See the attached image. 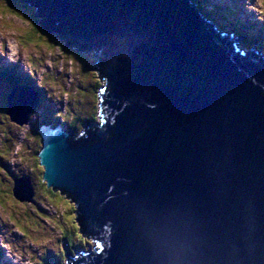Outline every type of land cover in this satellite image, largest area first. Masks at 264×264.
<instances>
[{"label": "water", "instance_id": "1", "mask_svg": "<svg viewBox=\"0 0 264 264\" xmlns=\"http://www.w3.org/2000/svg\"><path fill=\"white\" fill-rule=\"evenodd\" d=\"M26 2L108 79L99 122L40 133L46 186L94 242L64 264H264V59L202 32L186 0ZM21 89L19 124L39 103Z\"/></svg>", "mask_w": 264, "mask_h": 264}, {"label": "rangeland", "instance_id": "2", "mask_svg": "<svg viewBox=\"0 0 264 264\" xmlns=\"http://www.w3.org/2000/svg\"><path fill=\"white\" fill-rule=\"evenodd\" d=\"M202 1V9L207 12H213L212 5L216 7L219 2ZM24 3L27 4L26 0ZM24 3L0 0V70L17 67L25 75L34 74L36 82L44 84L45 105L37 107L30 118H21V124L6 115L7 109L0 110V153H3L0 155V169H3L0 171V264H63L65 234L69 236L72 255H76L75 251L86 252L84 249L92 248L94 242L85 237V243L77 234L80 230L74 202L65 194L46 187L44 168L38 160L42 142L33 129L38 121H43L41 118H53L56 114L54 125L60 123L68 134L73 131L78 134L84 128L80 121L90 119L92 122L98 114L99 88L103 82L94 71L93 57H88L91 70L85 71L78 56L73 54L75 49L65 46L55 33L40 30L36 10ZM215 12L217 19L222 11ZM227 19L239 20L245 26L251 24V30L246 27L242 30L262 37V47L258 50L264 54V3L261 0L235 3L233 14ZM5 86L0 80L1 91ZM30 87L21 91L35 101L36 92L32 91L35 89ZM18 180H24L34 189L33 198L29 199L30 189L24 181ZM15 190L18 197L28 200L18 199Z\"/></svg>", "mask_w": 264, "mask_h": 264}, {"label": "trees", "instance_id": "3", "mask_svg": "<svg viewBox=\"0 0 264 264\" xmlns=\"http://www.w3.org/2000/svg\"><path fill=\"white\" fill-rule=\"evenodd\" d=\"M23 1V3L25 2V0H22ZM25 4V3H24ZM27 7H29V5L28 4H25ZM30 8V7H29ZM31 9V8H30ZM203 10V9H202ZM35 11V10H34ZM38 22H37V25H38V27H39V29L40 30H42L40 27V25H39V20H37ZM34 26H36V24L34 25ZM233 30L235 31V32H237L238 34H242L241 33V29H239L237 26L236 27H234L233 28ZM252 40H255L256 41V39L255 38H253ZM252 43H255V42H253V41H251ZM250 44V43H249ZM249 44H245V46H251V45H249ZM253 46V45H252ZM86 51V49H83V48H81V47H77L74 51L75 52H73V54H75V55H77L78 56V59H79V61L84 65V67H85V71H87V70H91V65L89 64V54H88V52L86 51V53H85V51ZM67 53H70V51H68L67 50ZM33 78H32V77ZM31 76H28V75H25V73L24 72H22V71H19L18 70V68L17 67H15V68H11V67H5L4 69L3 68H1V70H0V79H4L5 80V84L7 85V86H10V90L12 89V87L15 85H21V86H25V87H30V86H33V88L35 89V91L37 90V92H40L41 93V96H42V100L43 99H45V93H44V84L43 83H39L40 85H37V79L35 78V75L33 74V75H31ZM30 85V86H29ZM31 88V87H30ZM32 89V88H31ZM4 109V112H5V108H3ZM91 113L89 112L88 113V116L90 115ZM98 116V115H97ZM97 116H96V114L94 115V120L92 121V122H95V121H97ZM55 116H53V118H41L43 121L42 122H40V121H38L37 123H36V125H34V129H33V132L38 136V138H39V141H41L40 139H41V137H40V135H39V131H38V127H40L41 125H53L54 126V124H53V122H56L57 123V120L54 118ZM38 120V119H37ZM88 120H90V119H88ZM69 126V125H68ZM67 126V127H68ZM66 128V127H65ZM39 160V159H38ZM41 185H42V183H41V181L39 182ZM47 187V186H46ZM50 192H51V190H49ZM60 194V193H59ZM64 197V196H63ZM71 200V199H70ZM72 201V200H71ZM80 235V234H79ZM65 237H66V239H65ZM64 240H65V242H64V252H65V254L67 253V252H69L70 250H72V249H70V247H71V242L69 241V236H67L66 234H65V236H64ZM68 242H69V244H68ZM73 244V243H72ZM77 245V244H76ZM67 247H69V250H67L66 251V249L65 248H67ZM72 252V251H71Z\"/></svg>", "mask_w": 264, "mask_h": 264}, {"label": "bare ground", "instance_id": "4", "mask_svg": "<svg viewBox=\"0 0 264 264\" xmlns=\"http://www.w3.org/2000/svg\"><path fill=\"white\" fill-rule=\"evenodd\" d=\"M202 2H203L202 0H195V3L193 4L194 7H195V9L201 15V17H205V16H208L209 15L211 17V24L216 28V30L219 33H227V34L234 35L235 36V47H238L239 49H241V52H243V53H249L250 51L253 50L261 58L264 59V54L262 53V51L258 50V49H261V47H262V40H261L262 37L260 35H258V34H255V35L252 34V35H250L249 32H245V31L242 30L243 27H246L248 30H251L252 29L251 24L250 25L246 24L247 26H245V25H242L239 22V20H237L236 22L229 21L228 19L223 20V19L220 18V15H218L217 16V19H216L214 17V15H215L216 12H211V11L210 12H207L206 10H202V8H203ZM217 3H219V2H217ZM28 5L30 7H33L30 4H28ZM218 21L220 22V24H219ZM236 26L239 29L242 30L241 31L242 34H238L237 32H235L233 30V28L236 27ZM253 38L256 39L255 43H252L251 42ZM245 44H249V45H253V46H245ZM95 247L98 248V245H96Z\"/></svg>", "mask_w": 264, "mask_h": 264}, {"label": "snow or ice", "instance_id": "5", "mask_svg": "<svg viewBox=\"0 0 264 264\" xmlns=\"http://www.w3.org/2000/svg\"><path fill=\"white\" fill-rule=\"evenodd\" d=\"M261 2L262 3H264V0H261ZM0 155H3V153H0ZM3 169H0V171H2ZM79 226L77 225V228H78ZM78 235H79V233H77ZM80 239H81V241H84L85 243H87V241L85 240V237L83 236V235H80Z\"/></svg>", "mask_w": 264, "mask_h": 264}]
</instances>
